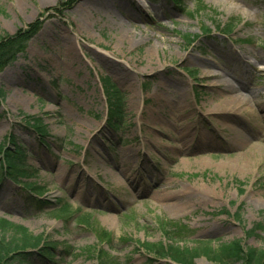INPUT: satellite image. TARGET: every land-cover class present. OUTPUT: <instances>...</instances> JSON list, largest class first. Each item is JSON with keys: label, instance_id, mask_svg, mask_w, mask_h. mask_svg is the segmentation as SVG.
I'll use <instances>...</instances> for the list:
<instances>
[{"label": "rangeland", "instance_id": "obj_1", "mask_svg": "<svg viewBox=\"0 0 264 264\" xmlns=\"http://www.w3.org/2000/svg\"><path fill=\"white\" fill-rule=\"evenodd\" d=\"M106 2L0 0L1 35L37 29L0 72V147H23L29 173L0 180V219L53 246L36 264H172L140 247L171 240L264 250V0ZM226 80L250 101L213 107Z\"/></svg>", "mask_w": 264, "mask_h": 264}, {"label": "trees", "instance_id": "obj_2", "mask_svg": "<svg viewBox=\"0 0 264 264\" xmlns=\"http://www.w3.org/2000/svg\"><path fill=\"white\" fill-rule=\"evenodd\" d=\"M35 27L36 25L27 31L20 30L13 37L0 34V72L5 67L13 64L17 56L24 52L28 41L37 31ZM227 32L231 33L229 30ZM102 83L105 92L109 93L108 86L111 88L109 99L114 101L112 106L113 114L110 117V121H112L114 127L119 128L118 124L123 120L121 93L116 86L110 84L111 82L108 79L105 78ZM4 99L5 93L0 88V103ZM23 121L30 124L27 118L23 119ZM30 127L41 138H44L47 134L46 128L40 122ZM23 151V147L18 144H13L11 147H0V180L8 177L14 182H18L20 178L27 179L29 177L28 168L25 165L26 155ZM23 188L37 195V199H41L44 193L43 189L26 182L23 183ZM36 203L37 207L41 209L48 206V204L41 200ZM63 208V211H68L67 205L63 206ZM88 219V216L82 218L85 223H87ZM10 227H12L15 235L11 239H8L6 238V230ZM0 233H3V236L0 237V264H36L33 263L34 256L41 257L43 260H52L54 248H52L53 246L45 245L46 241L43 236H33L25 227L14 225L4 219H0ZM140 247L149 256L151 255L153 259L168 260L172 264H196V259L202 256L213 264H264V250L244 248L239 240L229 244H222L216 248L212 247V245H207L201 249L183 247L174 240H171L169 243L147 242L143 243ZM33 251H38L35 253L39 254L35 255Z\"/></svg>", "mask_w": 264, "mask_h": 264}, {"label": "bare ground", "instance_id": "obj_3", "mask_svg": "<svg viewBox=\"0 0 264 264\" xmlns=\"http://www.w3.org/2000/svg\"><path fill=\"white\" fill-rule=\"evenodd\" d=\"M113 0H107L106 4H105V8L109 9L112 6ZM115 4V3H114ZM131 6V5H130ZM128 14V19L130 20H138V19H142L144 18V14L141 12V9L137 8V6L133 7L131 9L130 12L127 13ZM121 41H130V43H133L134 40H136L135 34H131V33H125V32H121ZM71 50L74 52V54L76 55V50L74 47L71 48ZM233 56L231 54L228 55L227 58H225L226 63L229 65V67H233L234 63H233ZM196 63L199 64H203V65H207V62H203V61H198ZM247 66L250 68L249 64H247ZM231 68H229V72H231ZM229 74V73H228ZM230 75V74H229ZM211 77V76H210ZM213 78H216V76H213ZM241 86V85H240ZM242 88V86H241ZM222 89L224 90V93H228L230 97H227L224 99V101L222 100L221 103L216 104L217 106H213V107H219L220 105H232V103L234 104L235 107L240 105V102L243 103H247L250 101V99H248L246 96H244L242 93L237 91V87L233 85V83L230 80H226L222 86ZM233 107V108H235ZM215 108H212L211 110H209V112H214ZM232 111V110H231Z\"/></svg>", "mask_w": 264, "mask_h": 264}]
</instances>
